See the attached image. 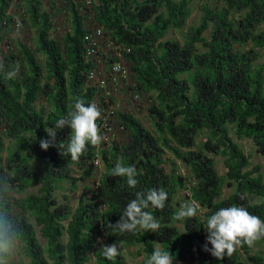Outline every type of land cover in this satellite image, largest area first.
<instances>
[{
    "label": "trees",
    "instance_id": "trees-1",
    "mask_svg": "<svg viewBox=\"0 0 264 264\" xmlns=\"http://www.w3.org/2000/svg\"><path fill=\"white\" fill-rule=\"evenodd\" d=\"M83 1L66 0L70 29L58 38L44 0H0V50L9 49L3 56L0 52V226L23 244L29 263L20 264H89L93 255L96 264H128L127 246L138 248L141 264L155 247L169 250L179 264L188 263L195 247L202 257L190 264H264V250L252 251L254 242L264 246V237L216 258L204 249L203 229L215 210L232 205L264 220V174L258 165L249 168L241 145L251 139L264 156V0L205 2L199 23L183 40L167 36L187 25L191 0ZM13 7L23 16L20 21ZM89 17L104 40L122 52L134 88L152 96L153 129L131 110H114L128 139L87 145L73 160L54 145L41 148L39 141L77 99L96 105L98 133H103L102 106L109 99L88 81L95 66L85 55L84 36L96 28L87 25ZM21 23L35 30L34 47L19 39L13 46L7 42ZM108 57L109 62L118 59L116 53ZM69 136L65 126L55 139L66 145ZM219 155L224 174L216 166ZM98 158L104 170L91 194L81 196L75 207L68 194L60 200L58 190L75 191L80 180L94 177ZM117 163L136 168L134 188L124 177L109 174ZM226 185L232 191L224 195ZM151 188L168 193L162 208L150 209L159 221L157 231L114 232L109 223L124 205ZM182 190L185 195L176 199ZM187 201L196 203L197 214L175 219ZM112 242L120 244V255L108 261L100 247ZM10 256L0 253V260L11 264Z\"/></svg>",
    "mask_w": 264,
    "mask_h": 264
},
{
    "label": "clouds",
    "instance_id": "clouds-1",
    "mask_svg": "<svg viewBox=\"0 0 264 264\" xmlns=\"http://www.w3.org/2000/svg\"><path fill=\"white\" fill-rule=\"evenodd\" d=\"M12 74L9 73L10 76ZM98 116L99 110L95 104H85L77 99L65 115L59 116L45 130L47 138L40 139V147L47 149L50 145H54L60 152L70 155L73 160L77 159L86 150L87 145H98L102 140L96 124ZM65 126L70 129V136L67 144L62 145L57 143L55 138L57 131ZM109 174L124 177L129 188H134L137 184V170L132 165L117 163L109 169ZM167 196L168 193L160 188H151L138 193L124 205L118 219L114 223H109V226L121 235L135 233L138 230L157 231L159 221L150 209L162 208ZM197 211L196 203L187 201L180 205L174 218L177 220L190 218L196 215ZM203 223V229L207 233L204 248L216 258L230 255L242 242L251 244L264 237V220L251 214L247 209L235 205L218 208ZM10 237L11 231L5 232L0 226V253H7L14 247ZM100 254L106 260L113 261L120 255V244L118 242L102 244ZM0 264H3L2 260ZM143 264H173V255L169 250L155 247Z\"/></svg>",
    "mask_w": 264,
    "mask_h": 264
},
{
    "label": "rangeland",
    "instance_id": "rangeland-1",
    "mask_svg": "<svg viewBox=\"0 0 264 264\" xmlns=\"http://www.w3.org/2000/svg\"><path fill=\"white\" fill-rule=\"evenodd\" d=\"M16 1V0H15ZM77 2H84L83 0H76ZM218 0H191V5L193 8L192 14L188 19L187 25L183 29H175L172 30L167 37H176L180 40L184 39V35L187 34L190 27L192 25H195L199 23L201 18V5L205 2H209L211 4H215ZM67 3L66 0H44L43 8L47 9L54 18L55 26L53 29L52 34L58 38H61L63 34L70 29V22L68 20V9H67ZM85 3H82L80 6L82 7V11H84ZM12 12L16 15V20L20 21L23 19L22 15L18 14L17 7H13ZM89 27H96L97 25L92 21V18L89 17L88 21L86 22ZM106 38V37H105ZM19 39L21 41H25L28 44H30L32 47L35 46L37 35L34 29H30L24 23H21V27L17 28L15 27L13 29V32H11V35L6 39L7 42L10 44V46H13L14 42ZM103 43L105 44V47L102 50L99 51L97 55V64L98 66V73L99 74H105L109 71V66L111 62H109V55L115 53L114 48L108 47L107 40H104ZM7 51L9 52V49L7 48ZM6 49H2L1 56L4 54H7L8 52ZM131 86V87H130ZM108 88L111 91V96L109 97V105L107 107H104V104L102 106V115L110 121L114 131H115V137L114 139L124 142L128 139L127 132L117 124L115 120L114 110L122 109V110H131L133 111L143 123H145L148 127L153 129V126L151 124V116L149 113V107L152 103V96L148 94H144L140 91H138L136 88H134V82H133V73L130 72V75L127 79L122 80L120 84L117 87H114L111 82H108ZM103 91V90H102ZM100 90V94L102 92ZM113 98V102L111 100ZM96 100H98V96L96 97ZM203 135H200L197 139L198 142L201 141ZM241 145L248 154L251 165L249 168H253L254 166H259L260 172L264 174V156H262L259 152L256 150V146L253 143L251 139H245L241 141ZM170 155V154H169ZM216 159V166L221 174H224L226 172V166L224 162L223 156L219 155L215 157ZM173 161H168V170H171ZM179 163V169L183 174H186L188 172L187 167L185 164ZM104 170V164L100 162V165L98 169L95 171V175L90 180H80L77 188L75 191H69L68 188L66 189H60L56 192L57 196L60 200H63L64 194H68L69 196V202L70 204L75 207L77 205V201L81 196H89L93 189L96 188V181L101 176V173ZM33 190H36V188H33ZM232 189L229 186L224 187V195H227L230 193ZM185 195V191L182 190L176 199H180L181 196ZM253 199L258 200L255 196L252 197ZM38 229V228H37ZM42 241L44 239L41 238ZM14 242V247L9 251L10 256V263L11 264H20L21 262L29 263V258L25 255L23 244L19 243L17 241ZM94 250V249H93ZM93 250H91V254L93 253ZM264 250V246H261L258 242H254L252 245V251H259ZM124 255L126 257L128 264H141L143 260V255H141L138 251V248L135 246H127L123 247ZM241 255H243V252L239 251ZM244 256V255H243ZM202 257V250L200 247L194 248L192 252L188 256V263H193L197 259H200ZM89 264H96L95 263V256H92V259L90 260ZM173 264H179L178 262H173ZM182 264V263H181Z\"/></svg>",
    "mask_w": 264,
    "mask_h": 264
},
{
    "label": "built area",
    "instance_id": "built-area-1",
    "mask_svg": "<svg viewBox=\"0 0 264 264\" xmlns=\"http://www.w3.org/2000/svg\"><path fill=\"white\" fill-rule=\"evenodd\" d=\"M87 4H91L92 0H86ZM85 39V55L87 58L92 59L94 62V68H92L88 73V81L90 83L98 84L103 88L102 95L109 99L111 96V91L108 88V82H111L114 87H117L122 80H125L130 75V67L125 62L121 51H116L117 60L112 61L110 64L109 71L105 74L98 73L97 55L102 49V42L104 41V34L101 28H94L90 32H87L84 36ZM108 47H112L113 43L107 41ZM113 48V47H112ZM102 140L109 141L115 137V131L110 123L105 117L102 122ZM100 162V158L97 159V163ZM206 242H204L205 245ZM209 246V245H208ZM205 249V248H204Z\"/></svg>",
    "mask_w": 264,
    "mask_h": 264
}]
</instances>
